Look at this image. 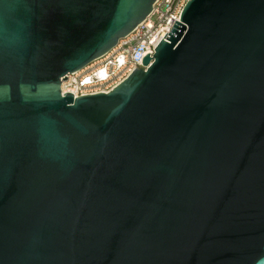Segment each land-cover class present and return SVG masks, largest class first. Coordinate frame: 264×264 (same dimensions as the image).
Here are the masks:
<instances>
[{"label":"water","instance_id":"obj_1","mask_svg":"<svg viewBox=\"0 0 264 264\" xmlns=\"http://www.w3.org/2000/svg\"><path fill=\"white\" fill-rule=\"evenodd\" d=\"M153 1L0 0V264H264V0H186L61 91Z\"/></svg>","mask_w":264,"mask_h":264},{"label":"built area","instance_id":"obj_2","mask_svg":"<svg viewBox=\"0 0 264 264\" xmlns=\"http://www.w3.org/2000/svg\"><path fill=\"white\" fill-rule=\"evenodd\" d=\"M186 0H154L149 13L127 34L106 52L93 58L75 71H69L63 79L61 91H71L81 95L107 91L121 81L135 67H146L153 59L156 45L166 32L172 28L175 19L180 20V13ZM149 52L150 60L143 64L142 57ZM122 56V61L118 58ZM103 69L105 75L99 76ZM89 77V80H85Z\"/></svg>","mask_w":264,"mask_h":264}]
</instances>
